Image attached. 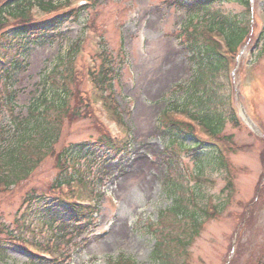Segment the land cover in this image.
Returning <instances> with one entry per match:
<instances>
[{
  "label": "rangeland",
  "instance_id": "1",
  "mask_svg": "<svg viewBox=\"0 0 264 264\" xmlns=\"http://www.w3.org/2000/svg\"><path fill=\"white\" fill-rule=\"evenodd\" d=\"M2 1L0 16H4ZM43 1H53L55 6L43 9L36 4L38 0L29 3L31 18H49L72 9L75 16L67 17L53 30L24 39L25 62L13 76V88L18 90L16 106L10 109L6 105L0 125L29 115L34 100L44 94L51 97L53 91L49 90L56 87L57 81L62 82V75L71 91L68 102L82 116L61 121L54 112L52 118H47L49 136L43 149L52 146L55 150L49 149L21 185L0 190V237H5V227L21 230L26 193L32 188L45 189L58 176L55 155L65 148L82 157L83 163L69 162L67 171L74 174L76 166L94 175L104 174L98 184L102 196L87 230L72 231L74 226L67 224L68 240L52 252L56 256L53 263L168 264L154 252L162 241V245L171 247L169 260L173 264H264V33L258 40L264 31V0H253L249 8L242 0H219L206 8H192L189 1L171 4V0H88L86 5H80V0ZM221 19L236 21L249 30L233 59L229 58V68L217 77L223 83L218 89L219 98H226L229 92L230 106L240 121L235 125L227 119L223 132L215 139L218 143L224 141L222 147L226 145L223 151L227 167L198 163L193 143L199 138H212L196 120L169 112L176 120L196 125L200 136L185 138L187 148L180 149V164L171 172L166 147L169 137L160 120L173 101L187 100L196 72L190 52L181 41L185 38L176 34L190 22L203 29L211 24L217 28L213 22ZM2 27L0 42L8 29ZM102 65L107 67L105 84L97 79ZM110 87L114 91L111 106L121 113L125 129L112 121V114L103 105ZM215 103L211 106L217 112H228L219 100L217 106ZM198 108L202 109H192ZM99 127L119 137L127 131L131 146L118 157L106 159L103 155L95 161L97 157H91L87 147L96 143ZM7 134H3L0 149L8 145ZM206 145L219 151L218 145ZM199 171L202 175L196 174ZM178 173L183 174L182 198L197 209L199 223L190 217L176 225L167 223L164 210L177 197L178 191H172L170 185L179 178ZM78 185L73 183L72 190L64 186L63 191H75L73 197L78 193V198H88ZM24 220L36 229L37 235L30 229L23 235L31 241L36 236L45 242L56 230L41 221ZM167 231L173 237L184 238L171 240ZM163 250L162 246L161 253ZM5 253L0 264H24L29 260L27 253L10 245ZM121 256L131 261H121Z\"/></svg>",
  "mask_w": 264,
  "mask_h": 264
},
{
  "label": "trees",
  "instance_id": "2",
  "mask_svg": "<svg viewBox=\"0 0 264 264\" xmlns=\"http://www.w3.org/2000/svg\"><path fill=\"white\" fill-rule=\"evenodd\" d=\"M33 1L35 0L2 1L3 4L1 11L5 14V17L0 16V26H3L2 28H4L6 25V27L8 26V29L3 32L4 37L0 42V54L7 58L4 63L0 62V120L4 116L6 105H8V108L10 109H15L16 106L14 103L17 98L18 90L13 88V76L25 62V59L23 58L24 51L22 48H19V46L15 49L16 44H23V40L26 37L28 38L29 36H33L40 32L53 30L60 26L67 17L75 16L72 11H69L57 14L49 19L32 23L30 12L27 9L29 3ZM186 1L190 2L192 8H206L213 2L219 0H171V4L180 5ZM38 2L44 7L54 6L53 1L47 2L38 0ZM242 2H244L249 8L248 0H242ZM6 14L14 16V18H17V21L13 23L10 21L8 22ZM213 23L217 24L218 27L214 28L215 25L211 24L209 28L205 26L203 29L198 24H192L190 22L176 34L178 38H185L184 41L182 39L181 41L186 44V47L190 52L189 59L195 64L196 72L194 78L190 82V87L188 88L189 93L186 98L187 100L180 103L173 101L163 111V116L160 120L164 133L169 137L166 147L169 151L167 158L169 157V169L171 172L172 168L177 170V167L180 164L178 160L180 149L187 148L184 144L185 138H187L188 135L195 138L194 135L196 134V129L194 125L188 121H179L170 117L168 114L169 111H184V113L189 115L191 119L197 120L203 125L211 134L213 133L218 136L223 132L227 119L233 120L235 125H238V120L236 119L233 110L230 108L229 94H227L224 99L219 98L218 89L222 88L223 83L217 81V77H219L222 70H224V72L227 70L228 61L222 53L221 45L214 38L213 33L219 31L224 34L228 41L229 51L234 52L245 34H247L248 29L247 26L243 28L236 21L233 22L228 19L217 20ZM9 30L11 31L10 34H8ZM106 72L105 68L101 66L99 73L97 74V79L103 84H105V79L108 77ZM62 76V82L57 81L55 84L56 87H52L49 90L53 91L51 97L44 94L34 100L29 107V115L25 117H17V119H14L9 125H0L1 145L3 143V134H5V131L8 132L7 139L9 141L7 147L0 149V190H13L15 187L21 185L22 180L32 173L40 160L44 158L43 156L48 153L50 148H53L52 146H48L46 149H43L45 143L48 141L46 138L49 136L47 118H52L54 112L58 113L56 119L61 121L65 117L74 120L82 116L77 110H75V108L70 106L68 97H70L71 91L66 81V76ZM112 79L113 77L110 78V80ZM218 100L221 102L222 106H227L228 112H217V110L211 106L213 102H216L215 104L217 106ZM195 106H200L202 109L198 108V110L196 109L194 111L192 108ZM113 110L116 116L121 120V113H119L114 106ZM11 115L15 117L13 111ZM99 129L96 143L93 145L89 144L87 147L90 149L91 157H97L95 161L103 155H106V159L118 157L126 152L132 144V141L130 140L131 138L129 140H119L113 138L107 130L101 127H99ZM222 144H224V141L221 142V145ZM222 148L223 150H226V145ZM201 149H205L203 154L199 153ZM53 150L55 149L53 148ZM192 150L197 151L196 157L200 164L208 163L217 168L227 167L228 160L226 159L223 150L218 151L216 148L206 145L201 141L194 142ZM81 159L82 157L72 153V151H66L65 148L56 153L55 167L60 168L58 176L49 182L45 189L38 190L32 188L26 193L22 203L24 210L21 213V217L24 221L23 227L21 230L16 227L18 231H16V229H11L10 227H5L4 232H6V235L5 237H0V255H2L4 259L6 255L5 250L8 245L17 246L19 249L23 248L19 239L26 240L23 235L27 230L30 229L35 235H37L36 229L32 224H27L24 219H30L32 223L41 221L46 223L49 228L56 227L55 232L48 235V240L45 242L40 241L36 236L33 237L34 243H44L53 248H57V246L68 240L66 237V228L69 227V225L67 226L68 223L74 226V230L72 231L78 230L83 232L85 229L87 230L89 228L90 223H92V220L94 219V215L99 210L98 201L102 196V192L98 184L102 180L104 174L101 173L94 175L91 174L90 171L82 170L76 166L74 167V174L67 171L69 168V162L82 163ZM199 170H201V167ZM196 174L202 175V172L199 171ZM177 177L179 178L173 181L170 185L172 191H178L177 197H175L174 204L164 210L168 217L167 223L176 225L179 220L186 222L189 217L199 223L200 220L197 209L189 207L187 201L184 200L181 195V189L184 186V183L180 178L183 177V174L178 173ZM75 182L79 183L82 190L92 195L98 201L91 205L80 204L73 199H70L67 194L63 196L60 189V191L55 189V187L61 188L65 184L72 186ZM203 211H205V208H203ZM200 217L202 216L200 215ZM167 232L169 233V231ZM170 234L171 233L167 236L170 237L171 240L174 239L175 241H178L184 238L182 234L183 238L180 235L173 237ZM49 240L52 242H49ZM161 245L162 241L157 243L154 251L155 255L160 258H165V263L171 264V247L168 244H163L162 246L164 250L163 253H161ZM120 260L124 262L131 261L129 257H126V260L124 257ZM132 263L134 262L132 261ZM24 264L59 263L47 262L46 260L35 256L34 253H30L29 260Z\"/></svg>",
  "mask_w": 264,
  "mask_h": 264
}]
</instances>
